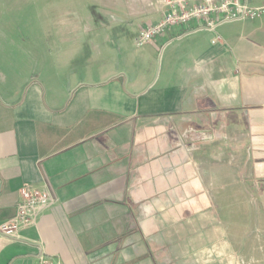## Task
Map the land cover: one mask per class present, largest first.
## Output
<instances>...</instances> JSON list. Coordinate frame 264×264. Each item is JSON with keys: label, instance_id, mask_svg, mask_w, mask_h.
<instances>
[{"label": "crops", "instance_id": "crops-1", "mask_svg": "<svg viewBox=\"0 0 264 264\" xmlns=\"http://www.w3.org/2000/svg\"><path fill=\"white\" fill-rule=\"evenodd\" d=\"M161 1L125 0L105 27L59 16L60 32L116 29L124 44L163 19ZM243 1L261 15L171 27L65 90L0 46V224L22 188L55 200L0 235V264L40 249L54 264H264V0Z\"/></svg>", "mask_w": 264, "mask_h": 264}, {"label": "rangeland", "instance_id": "rangeland-1", "mask_svg": "<svg viewBox=\"0 0 264 264\" xmlns=\"http://www.w3.org/2000/svg\"><path fill=\"white\" fill-rule=\"evenodd\" d=\"M122 14H125V0H0V34L3 38L0 46L23 51L26 56L20 53L18 64L33 65L35 59L41 61L45 74L52 76V89L65 90L72 80L100 72L105 64L123 67L124 50L134 53L143 46L135 45L138 35L132 32H125L126 40L121 46L120 31L116 29H100L94 38L87 34L77 36L74 32L61 35L58 17L67 15L74 20V16L78 19L96 16L104 21L100 26L105 27L113 17ZM123 24L126 27L128 23ZM43 49L46 56L35 54ZM44 84L48 87L47 81Z\"/></svg>", "mask_w": 264, "mask_h": 264}, {"label": "built area", "instance_id": "built-area-1", "mask_svg": "<svg viewBox=\"0 0 264 264\" xmlns=\"http://www.w3.org/2000/svg\"><path fill=\"white\" fill-rule=\"evenodd\" d=\"M168 12L154 26L142 30L135 39L140 47L149 43L154 37L174 26H184L192 20L197 21V30L215 32L222 25L253 20L258 18L263 8L249 7L243 0H162ZM219 41L216 37L212 43ZM20 200L15 206L12 218L0 224V235L11 240L18 239L19 231L34 224L37 211L54 204V198L47 191L22 188ZM37 264H54L43 249L36 255Z\"/></svg>", "mask_w": 264, "mask_h": 264}]
</instances>
